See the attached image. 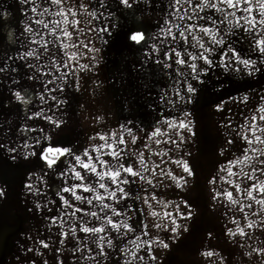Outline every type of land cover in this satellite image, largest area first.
Wrapping results in <instances>:
<instances>
[{
	"label": "clouds",
	"instance_id": "obj_1",
	"mask_svg": "<svg viewBox=\"0 0 264 264\" xmlns=\"http://www.w3.org/2000/svg\"><path fill=\"white\" fill-rule=\"evenodd\" d=\"M0 209V264H264V0H0Z\"/></svg>",
	"mask_w": 264,
	"mask_h": 264
},
{
	"label": "rangeland",
	"instance_id": "obj_2",
	"mask_svg": "<svg viewBox=\"0 0 264 264\" xmlns=\"http://www.w3.org/2000/svg\"><path fill=\"white\" fill-rule=\"evenodd\" d=\"M227 110V109H226ZM42 239H47V237L45 236V237H41ZM45 252H47V249H45ZM40 264H42V262H40Z\"/></svg>",
	"mask_w": 264,
	"mask_h": 264
},
{
	"label": "crops",
	"instance_id": "obj_3",
	"mask_svg": "<svg viewBox=\"0 0 264 264\" xmlns=\"http://www.w3.org/2000/svg\"><path fill=\"white\" fill-rule=\"evenodd\" d=\"M3 213H4V210L0 209V215H3Z\"/></svg>",
	"mask_w": 264,
	"mask_h": 264
}]
</instances>
